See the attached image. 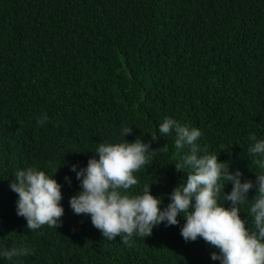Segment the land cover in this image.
<instances>
[{"label":"trees","instance_id":"1","mask_svg":"<svg viewBox=\"0 0 264 264\" xmlns=\"http://www.w3.org/2000/svg\"><path fill=\"white\" fill-rule=\"evenodd\" d=\"M169 116L198 127L202 148L255 178L247 149L250 133L264 139V0H0V249L34 250L0 264H219L203 239L183 240L182 217L127 246L69 206L79 191L69 165L98 158L91 150L121 141L125 126L127 141L139 137L157 153L129 191L150 185L166 205L187 175L174 166V137L158 130ZM28 166L62 185L56 228L29 230L16 214L9 184Z\"/></svg>","mask_w":264,"mask_h":264},{"label":"clouds","instance_id":"2","mask_svg":"<svg viewBox=\"0 0 264 264\" xmlns=\"http://www.w3.org/2000/svg\"><path fill=\"white\" fill-rule=\"evenodd\" d=\"M47 120L44 114L38 123ZM158 130L161 136L174 137V146L180 153L174 166L187 173L169 194L166 205L161 207L162 198L150 192V185L139 193L129 191L139 183L136 173L149 165L157 153L139 137L127 141L125 134L131 133L132 128L125 126L121 141L99 142L91 150L98 158L97 155L89 157L84 166L69 165L79 182V191L69 197L73 213L89 216L91 224L107 241L119 236L127 246L134 244V236L145 238L160 224L165 227L179 224V216L184 220L180 227L183 240L203 239L215 249L209 253L212 261L264 264V139L249 134L252 143L247 149L248 155L259 168L251 179L244 178L239 168L230 169L229 162L219 160L217 153L202 148L198 141L203 133L198 127H189L169 116L159 124ZM156 137L152 135L153 140ZM54 173L28 166L17 168L14 180L10 181V189L17 194L16 214L25 218L29 230L41 229L44 225L56 228L62 223V185L54 178ZM64 180L71 184L68 175ZM229 182L231 190L225 192ZM250 190L256 192L251 199ZM225 202L229 206L226 207ZM242 206H247L243 219ZM33 251L22 244L0 249V257L18 262Z\"/></svg>","mask_w":264,"mask_h":264}]
</instances>
